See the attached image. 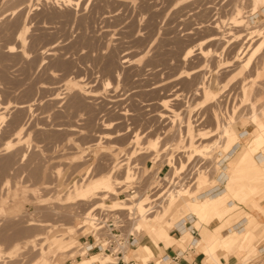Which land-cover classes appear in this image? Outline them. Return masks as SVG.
<instances>
[{
  "label": "rangeland",
  "instance_id": "374dc122",
  "mask_svg": "<svg viewBox=\"0 0 264 264\" xmlns=\"http://www.w3.org/2000/svg\"><path fill=\"white\" fill-rule=\"evenodd\" d=\"M69 2L0 0V114L3 116L0 120V195L5 192L9 195L4 206L0 203L1 248H9L34 235L35 228L23 227L27 219L55 223L58 227L49 233L52 234L62 225L75 228L83 215L81 212L90 203L112 204L114 195L119 199L117 195L124 186H118L114 195L102 200L92 198L85 203L68 204L65 196L73 182L90 178L85 189L103 174L114 173L121 178L124 165L115 169L117 163L128 159L130 170L134 164L138 165L142 175L150 164L153 172L165 163L175 169L180 159L184 162L182 170L186 171L179 174L181 179L177 184L190 190L181 192V196L193 201L199 194L202 197L210 186L220 187L216 175L220 172L217 161L221 159L226 166L221 182L225 183V189L218 196L219 200L228 201L219 207L233 203V208L220 220L209 218L201 222L211 226L224 222V227H228L224 234L235 235L236 243L246 234L245 224L253 217L252 232L250 227L247 232L252 236L239 249L242 252L236 253L235 248L219 250L224 258L235 255L237 264H264V252L256 254L264 247V234L257 237L254 234L257 221L264 222V214L258 212H264V192L261 195V187L254 188L245 199L238 200L230 188L237 180L249 181L252 173L241 174L240 170L245 168L242 167L244 160L257 158L259 152L246 145L238 162H232L231 157L238 145L247 141V135L244 141L230 143L229 146H234L228 155L219 156L217 153L225 148L219 146L217 150H209L211 153L196 155L200 144L212 141L227 144L220 126L234 118L235 132H250L251 123L255 122L264 136V122L258 117L261 114L264 121V0ZM240 17L241 24L233 21H241ZM22 33L23 41L19 43L17 38ZM213 34L220 38L208 41ZM189 49L191 52L184 57ZM202 50L207 53L199 54ZM115 72H119L118 76ZM76 81L85 84L84 87L76 86ZM106 82L109 83L106 85ZM162 100L167 101L166 106V103L160 105ZM20 106L29 108L23 112ZM20 124L21 141L5 151L6 141L15 139ZM105 125L108 127L104 128ZM117 129L122 135L116 139L99 138L100 133L109 131L114 136ZM134 133L141 136L137 144L132 142ZM157 137L159 148L148 151L146 146ZM185 146H192L195 152L189 153ZM123 153L129 154L127 159ZM165 169L160 174L163 179L168 178L169 172ZM6 179L10 182L9 190H2ZM41 182L47 183L48 188L34 191V186L40 187ZM249 185L252 186L250 181ZM260 186L264 187V181ZM55 194L61 196L59 206L52 198ZM41 195L46 199H36V196L43 198ZM176 202L165 215L172 223L186 217L175 216V206L181 201ZM14 205H18L17 216L25 215L21 222V218L17 222L11 220V214H15L8 211ZM200 205H209L211 211L217 208L210 200L201 201ZM240 218H244L240 225L229 229ZM141 231L146 234L144 229ZM85 232V226L66 230L74 238L72 250L76 249V253L55 254L58 264H73L83 257H77V241ZM173 243L183 247L188 241ZM27 249L19 251L6 264H31L37 256ZM131 252L127 250L124 255L134 259ZM160 255L158 252L155 258L160 259Z\"/></svg>",
  "mask_w": 264,
  "mask_h": 264
},
{
  "label": "bare ground",
  "instance_id": "6f19581e",
  "mask_svg": "<svg viewBox=\"0 0 264 264\" xmlns=\"http://www.w3.org/2000/svg\"><path fill=\"white\" fill-rule=\"evenodd\" d=\"M58 1V0H57ZM69 1H72V0H63V3L64 2H69ZM71 4V2H69ZM68 3V4H69ZM235 3V2H234ZM68 4H67V7H68ZM69 4V6L71 7V5ZM65 5V4H64ZM61 8V7H60ZM243 9V8H242ZM237 14L239 13V9H237L236 7V10ZM252 11V10H251ZM232 16V15H231ZM241 18V17H240ZM257 19V18H256ZM241 21H237V19H233L234 22H237V23H242L243 19L241 18L240 19ZM248 24V23H247ZM24 28V27H23ZM215 29V28H214ZM218 33V31H217ZM223 35V34H222ZM220 36H218V34H213L211 35L209 38H208V41H213V40H217L219 39ZM18 41H20L19 43H21L23 41V33L19 35V37L17 38ZM207 40V39H206ZM202 42V41H201ZM204 42V41H203ZM219 45V44H218ZM14 47V46H13ZM12 47H8L7 50H11ZM25 50V49H24ZM191 49H189L188 52H185L184 53V57H186L187 55H189V53L191 52L190 51ZM206 50V49H205ZM204 50V51H205ZM187 51V50H186ZM199 51V50H198ZM203 50L201 52H199V54L203 53L204 52ZM13 52V51H11ZM244 51L241 52V54L243 53ZM207 53V51H206ZM206 53H203V54H206ZM82 57V56H81ZM127 61V60H125ZM123 61V62H125ZM184 61V60H183ZM122 62V63H123ZM78 63V62H77ZM121 63V65H122ZM62 64V63H61ZM101 64V63H100ZM120 64V63H119ZM124 64V63H123ZM248 64H246L247 66ZM109 66H111L109 64ZM106 67L107 64H106ZM123 67V66H122ZM66 68V67H65ZM110 69V68H109ZM107 69V70H109ZM112 69V68H111ZM117 70V69H116ZM143 70V69H142ZM116 73V72H115ZM119 73V72H118ZM118 73H116V75L118 76ZM110 74V73H109ZM113 74V73H112ZM122 74V73H121ZM61 75V74H60ZM72 76V75H71ZM116 76V77H117ZM120 76V75H119ZM120 78V77H119ZM137 79V78H136ZM80 81V80H79ZM109 82H106V85L108 84ZM26 85V84H25ZM85 85V84H84ZM84 85H82L81 83H79L78 81H76V86H79V87H84ZM29 86V85H28ZM32 86V85H31ZM67 88V87H66ZM46 89V88H45ZM55 89V88H54ZM53 89V90H54ZM86 89V88H85ZM58 90V89H57ZM87 90V89H86ZM165 90V89H164ZM56 90H54L55 92ZM84 91V90H83ZM155 91V90H154ZM51 92V91H50ZM70 92V91H68ZM67 92V93H68ZM91 92V91H90ZM92 92H95V91H92ZM45 94V93H44ZM53 94V93H52ZM59 94V93H58ZM72 94V93H71ZM57 95V94H56ZM65 95V94H64ZM68 95V94H66ZM59 96V95H58ZM76 96V95H75ZM82 97V95H80ZM78 96H76L77 98ZM79 97V99L81 98ZM178 97V96H177ZM176 97V98H177ZM73 98V97H72ZM83 98V97H82ZM90 98V97H89ZM51 99L55 100V99H58V98H55V97H51ZM74 99V98H73ZM93 100V98H91ZM95 99V98H94ZM83 100V99H82ZM96 100V99H95ZM180 100V99H179ZM52 101V100H51ZM72 101V100H71ZM70 101V102H71ZM76 101V100H75ZM170 101V100H169ZM168 101V102H169ZM57 102V100H56ZM80 102V101H79ZM171 102V101H170ZM169 102V103H170ZM69 103V102H68ZM166 103V104H165ZM71 104V103H70ZM165 106L167 105V101L165 100H162L160 102V105H164ZM25 105V104H24ZM54 105V104H53ZM73 106V104H71ZM70 105V106H71ZM79 105V104H78ZM84 105V104H83ZM69 106V107H70ZM75 106V105H74ZM101 106V105H100ZM169 106V105H168ZM79 107V106H78ZM164 107V106H163ZM170 107V106H169ZM21 109V111L25 110L26 108L28 109L29 107L27 106H20L18 107ZM60 108V107H59ZM19 109V110H20ZM79 109V108H78ZM88 110V109H87ZM101 110V109H100ZM114 110V109H113ZM168 110V109H166ZM26 111V110H25ZM171 111V110H169ZM24 112V111H23ZM168 112V111H167ZM22 113V112H21ZM73 113V112H72ZM169 113V112H168ZM147 114V113H146ZM160 114V113H159ZM164 114V113H163ZM161 113V115H163ZM171 114V113H170ZM79 115V114H78ZM122 115V114H121ZM181 115V114H180ZM218 115V114H217ZM128 116V115H126ZM167 115H165L166 117ZM159 117V116H158ZM169 117V116H167ZM259 119L263 121L262 119V115L259 114ZM3 118V116L0 114V120ZM105 118V117H104ZM161 118V117H160ZM119 119V118H118ZM214 119V117H213ZM230 119H232L230 117ZM33 120V119H32ZM89 120V119H88ZM235 120V118H234ZM230 121L227 125H225L223 123V127H221V130L222 132L220 133H223L227 138L228 140V143L225 145L222 144V145H219V143H215L214 141L212 142H209V143H205V144H200L197 148H198V153L196 155H199V154H207V152L209 150H214V149H218V146L219 148H224V151L222 152H219L217 154H221L219 156H224V155H228L230 153V151L232 150V147L234 146H229L230 143L234 140V141H244V139L246 138V136L248 135L249 138L247 139V141L245 143H241L240 146L238 147L237 151L235 152L234 156H232L231 158L232 159V162L235 163V161L238 162L240 156L245 152V147L246 145H250L251 146V149L252 151H255V152H259L258 154V157L263 155L264 156V136H263V133H262V130L260 127H257L255 129H252L250 132H247V130H244L242 131V133L240 132H235V128H234V122L235 121ZM49 121V120H48ZM47 121V122H48ZM60 122V121H59ZM94 122V121H93ZM120 122V121H119ZM122 122V121H121ZM222 122V121H221ZM17 123V122H16ZM118 123V122H117ZM75 124V123H74ZM87 124V123H85ZM104 124V122H103ZM192 125V124H191ZM22 125H18V130L17 132L15 133V139H13V141L11 140H8L6 141V145H5V151H8L9 148H11L15 143H19L21 141V137L19 136V134L22 132V129L23 127H21ZM104 128H107L108 126H103ZM15 128V127H14ZM191 128V126H190ZM189 129V128H188ZM110 130V129H109ZM74 131V130H73ZM115 131V130H114ZM75 132V131H74ZM110 132V131H109ZM100 133L99 135V138H110V137H115L116 139V136H119V135H122V133H120V131H115V135H111V133ZM196 132V131H195ZM212 132H214L212 130ZM219 133V134H220ZM244 133V134H243ZM29 137V136H28ZM91 137V136H90ZM140 135L138 133H134L133 136H132V142L134 144H137L138 143V140L140 139ZM195 137V136H194ZM112 138V139H113ZM106 140V139H105ZM108 140V139H107ZM128 140V139H127ZM222 140V139H221ZM111 141V140H110ZM225 142V140H224ZM63 143V142H62ZM80 145V144H79ZM146 148L148 149V151H151L152 149H155V148H159V137L155 138L151 144H149L148 146H146ZM186 150H188L189 153H194L195 151H193V147L192 146H185ZM142 150V149H141ZM146 150V149H144ZM140 151V150H139ZM10 152V151H9ZM152 152V151H151ZM156 152H157V149H156ZM210 153L212 151H209ZM148 153V152H147ZM145 152V154H147ZM150 153V152H149ZM148 153V154H149ZM261 153V154H260ZM90 154V153H89ZM88 155V154H87ZM124 155V153H123ZM137 155V154H136ZM143 155V153H142ZM129 156V154H125L124 155V159H127ZM140 156V155H139ZM218 156V155H217ZM23 157L25 158V156L23 155ZM135 157V156H134ZM137 157V156H136ZM157 157V156H156ZM199 157V156H198ZM48 159V158H47ZM111 159V158H110ZM153 159V157H152ZM123 160V159H122ZM134 161V160H133ZM87 162V161H86ZM114 162V161H113ZM119 162V161H118ZM130 162V161H129ZM128 162V159H127V162H123V163H117L115 165V169L116 168H119L121 165L123 166L124 165V170H123V175L121 176V178H117L116 175H113L112 174H103V175H100L99 177H97L95 180L92 181V183L89 185V187L87 188H83L84 185L86 184V181L89 180V179H86L82 182H73L71 187L68 189V191H66V197H67V203L70 204L71 202H76V201H79V202H86L87 200L89 201V199H98V200H102L104 198H107L109 195H114L116 193L117 190L115 189H119L117 188L118 186H120L122 188L121 185H123L125 182H128L131 180L132 178V172L130 170V163ZM157 162V161H156ZM245 164L242 165V167H249L250 165H254L252 166V168H248L247 171H243L242 169L240 170V173L241 174H250V177H248L249 181H250V184H252V186H250L249 188H252L254 190V188L258 189V188H262V186H260L262 184V182L264 181V173H259V166L256 164L255 160H244ZM175 163V162H174ZM186 163V161H185ZM120 164V165H119ZM154 164H155V160H154ZM177 166L176 168L174 169L173 167H169V170H168V178L166 177V180L169 181V182H173L174 178L178 177V175L180 173L183 174V171H186V170H182V167L184 166V162H181L180 159H179V162L177 161ZM238 164V163H237ZM44 166V165H43ZM53 166V165H52ZM175 166V165H173ZM57 167V166H56ZM111 168V167H110ZM123 169V168H122ZM174 169V171L172 170ZM38 170V169H37ZM36 170V171H37ZM75 170V169H74ZM157 170V169H156ZM172 171V172H171ZM197 170H195L196 172ZM231 171V169H230ZM110 172V169L109 171ZM42 173V172H41ZM40 173V174H41ZM102 173V172H101ZM100 173V174H101ZM104 173V172H103ZM118 173V171L116 172ZM39 174V173H38ZM205 174V173H204ZM42 176V175H41ZM47 176V174H46ZM54 176V175H53ZM95 177L97 175H94ZM180 176V175H179ZM69 177V176H68ZM91 177V176H90ZM94 177V178H95ZM119 177V176H118ZM57 178V177H56ZM93 178V179H94ZM30 180V179H29ZM92 180V179H91ZM90 180V181H91ZM195 180V179H194ZM194 180H193V183H194ZM49 182V181H48ZM66 182V181H65ZM64 182V183H65ZM89 182V181H88ZM3 183V182H2ZM1 183V185H2ZM9 180L6 179L4 181V184L2 186V190H9ZM42 185H40V187L38 186H34V191L35 189H39V188H42V189H45V188H48V185L47 183L45 182H41ZM125 185V184H124ZM1 187V186H0ZM120 188V189H121ZM51 190V189H50ZM39 191V190H38ZM48 191V190H47ZM52 191V190H51ZM54 191V189H53ZM187 191H190L189 189L185 188V187H181V188H178L173 194H170L169 197H168V200L166 202L165 205L162 206V208L159 210V211H156L154 214H151V216L147 214V209L145 207V204L147 203V197L146 196H138L136 198H132L130 199L129 201L125 202V201H118V198L116 199L114 196H112V200L110 199L109 197V200L112 201V204H110L111 208L112 209H119V208H127V209H131V213L134 214V217H136L133 221V224L135 225V228L136 229H144L146 231V234L144 235V238L145 236L147 237L146 238V241L139 245L138 246V249H137V246L136 248L134 249H130L132 252H131V256H133V253L134 251L137 249V252L139 254V259H147V258H155L156 256H158V249L155 245V243L153 242L152 240V237H154V239L159 242V241H162L166 246H168V244L174 242L173 239L169 236V233H168V230L173 227V226H178L177 224H179V222H181L182 218L184 217H181L182 215H190L192 216L196 221V226L198 227V223H202L201 220H204L206 219L208 216L209 218H217V219H222L224 217H226L231 211H232V208H233V203L230 204L228 203L227 205H224L223 207H217V208H213V210L211 211V208L209 205H200L201 201H207V199L204 197V195L202 197H194L193 201L188 198H183L181 196V192H187ZM251 189L248 190L247 192L246 191H241L239 192V194L235 195L237 197L238 200H243L245 199V196L248 194V193H251ZM5 192V191H4ZM44 192V191H43ZM50 192V191H49ZM42 193V192H40ZM45 193V192H44ZM56 193V192H55ZM105 193V194H104ZM43 194V193H42ZM204 194V193H203ZM38 195L39 192H38ZM53 195V194H52ZM209 195V194H208ZM214 196V195H213ZM9 197V195L6 194V192L2 195H0V203L1 205H5L6 203V199ZM41 197H43V195H41ZM32 198V197H31ZM38 198L39 201H43L44 199L46 198H40L39 196H36V199ZM54 202L58 205L60 204L59 201H60V198L61 196L60 195H57L55 194L54 196H52ZM180 198V201L179 204H176L175 206V216L177 217H181V219H179L177 222H174L172 223V219L170 218H165V215L168 214L170 208L173 206L174 202L176 200H178ZM115 199V200H114ZM190 200V201H189ZM9 201V200H8ZM7 201V202H8ZM84 202V203H85ZM97 203V201H94ZM177 203V202H176ZM9 204V203H7ZM74 204V203H72ZM0 205V206H1ZM59 206V205H58ZM61 206V205H60ZM101 203H97V204H94V203H90L84 210L83 212H81V217L79 218V224L76 225V227L74 228V226H70L69 227H66L65 225H62L63 227H61V229L55 233H52V234H49L50 232H52L53 230H55L56 227H58V225H55V223H49V224H42L41 222L38 223V222H35L31 219H27L25 220V224L23 223V227L25 228H35L34 229V235L32 237H30L28 240L24 241V242H21V243H15L13 244L12 246H10L9 248H1V245H0V264H6V261L12 257H14L19 251H23V249H26L28 248L27 250L29 251H33L36 253V256L37 258L34 259L33 261H31V264H58L55 259H54V256L55 254L57 253H60V254H63V253H66L67 255L71 256L72 253H76V249L75 250H72L74 247H75V244L74 242H72L74 240L73 236L70 235V234H67L66 233V230L69 229V228H73L74 230L77 228H81L83 227L84 225H86L88 223V218H89V215H90V212L94 209V208H97V207H101ZM63 207V206H62ZM61 207V208H62ZM67 208V207H66ZM71 208V207H70ZM60 209V208H59ZM76 209V208H75ZM255 209V208H254ZM65 210V209H63ZM73 210V209H72ZM2 211V210H0ZM15 211H18V205H14L10 211L9 209V214H11V212L13 214H15L16 212ZM173 211V213H174ZM211 211V213H210ZM54 212V211H52ZM63 212V211H62ZM67 212V211H66ZM71 212V211H70ZM18 213V212H17ZM68 213V212H67ZM24 213H22V215L20 216H17L16 214L15 215H12L11 214V220L12 221H18L20 220V222L22 221V218L25 216L23 215ZM72 214V213H71ZM77 215V213H75ZM74 214V216H76ZM60 215V214H59ZM250 215V214H248ZM67 216V215H66ZM79 216V214H78ZM148 216V217H146ZM59 217V216H58ZM26 219V218H25ZM244 219V218H243ZM24 221V220H23ZM252 221V220H251ZM251 221L247 222L245 224V229H246V234L243 235L240 242H236L234 243V236L233 234L231 233H225L224 232L226 230H228L227 228L228 227H224V222H220V226L217 228V232L215 235H209V238L211 240V243H212V246L211 247H214V248H221V249H234L236 250V253L238 252H242L240 251L239 249L244 247L246 245V242H248V240L251 238L252 234H248V228L251 226ZM11 222V221H10ZM46 223V222H45ZM72 223V222H71ZM60 226V224H59ZM65 227V228H64ZM236 227V226H235ZM244 227V226H243ZM21 228V227H20ZM43 228V231H41V229ZM45 228V230H44ZM234 227H230L229 229H233ZM33 230V229H32ZM78 231V230H77ZM68 232V231H67ZM161 233V235H158V233ZM158 235V236H157ZM190 237L188 231H185L184 234L181 236V239H180V243H183L185 242L188 238ZM143 238V239H144ZM236 238V237H235ZM239 239V240H240ZM56 250L51 254L50 252L55 249ZM72 250V251H71ZM71 251V253L69 252ZM78 251V254H82L83 257L74 262L73 264H92V262L96 261L100 264H104V263H107V262H111L113 261L110 257L106 256V255H103V254H100V253H89V254H86V252L83 250V249H77ZM226 251V250H225ZM229 252V251H228ZM51 254V255H49ZM21 255V254H20ZM66 255V256H67ZM230 255V254H229ZM35 256V257H36ZM58 256V255H57ZM234 256V255H233ZM213 257V256H212ZM22 258V257H21ZM21 258L19 260H21ZM129 258V255H123V259L124 260H128ZM14 259V258H13ZM232 259V258H231ZM17 260V259H16ZM231 261V260H230ZM11 262V260H10ZM236 262V261H235ZM212 263L213 264H219V259L218 257L214 256V258L212 259ZM157 264H164L162 262H159L157 261Z\"/></svg>",
  "mask_w": 264,
  "mask_h": 264
},
{
  "label": "built area",
  "instance_id": "2783aa9c",
  "mask_svg": "<svg viewBox=\"0 0 264 264\" xmlns=\"http://www.w3.org/2000/svg\"><path fill=\"white\" fill-rule=\"evenodd\" d=\"M220 172L216 175L218 181L221 183L223 179L222 171L225 165L221 159L217 161ZM169 170V166L165 163L155 172L151 170V164L146 168L145 172L140 175L141 167L133 165L131 170L132 178L125 182L124 190L119 192L118 201H129L138 196H146L147 203L145 207L147 214L159 211L163 205L166 204L170 194H173L178 188L185 187V185H178L181 176L174 178L173 182H169L160 176L162 169ZM153 180V182H151ZM182 183H185L182 180ZM218 186V185H216ZM220 186V185H219ZM220 187H211L205 191L206 194L214 195L219 192ZM199 194L197 196H201ZM101 207L94 208L89 215L88 223L85 226L86 232L80 239H78L77 249H83L86 254L100 253L110 257L113 261L104 264H135L134 259L124 260L123 255L127 250L134 249L143 241L144 233L141 229H136L133 221L136 217L131 213V209L119 208L112 209L110 203H101ZM193 230L196 229L193 227ZM82 254H78L79 258ZM161 259L163 257H160ZM177 255L172 256V260H176ZM92 264H100L96 261Z\"/></svg>",
  "mask_w": 264,
  "mask_h": 264
},
{
  "label": "crops",
  "instance_id": "0c3cea01",
  "mask_svg": "<svg viewBox=\"0 0 264 264\" xmlns=\"http://www.w3.org/2000/svg\"><path fill=\"white\" fill-rule=\"evenodd\" d=\"M253 128L255 129L258 126L257 123L252 122L251 123ZM240 145H238L239 147ZM237 147V148H238ZM256 164L259 166V173H264V156L261 155L255 159ZM252 166L254 165H250L249 167H245L243 168V171H247L248 168H252ZM226 168V166H224ZM244 174V173H243ZM221 179H223V177H221ZM225 183H220V189L219 192L215 193L214 196L213 195H208L205 193V191H203V195L207 200L212 201V203L216 206L219 207L222 204L226 203L228 200H219V193L221 191H223L225 188ZM232 186H230L231 190L233 191V193L235 195L239 194V192L241 191H248V190H253L252 188H249V181L246 180V182H242L237 180L236 185L233 186L234 184L231 183ZM214 187V186H210L209 188ZM208 188V189H209ZM264 192V187L261 188V195ZM255 196L257 195V193L254 194ZM253 195V196H254ZM182 196H180L181 198ZM179 198V199H180ZM178 199V200H179ZM177 201V200H176ZM175 201V202H176ZM253 201H258V200H253ZM174 202V203H175ZM259 203V201H258ZM250 205V203H249ZM258 211V210H257ZM261 214H264L263 211H258ZM215 218V217H213ZM209 219V216L206 218ZM217 219V218H215ZM243 219L240 218L238 221L235 222V224L233 225V227H237L240 225V222ZM244 223L246 222L245 220L243 221ZM252 222H254V218L252 217V221H251V226H250V230L252 227ZM197 221L190 215H187L185 218H182L181 222H179V224H177L178 226H173L169 231V236L173 239V241H180L181 236L184 234L185 231H188L190 237L186 240L188 241V243L186 245H184L183 247H180L178 245H175V243H170L168 244V246H166L162 241L157 242L154 237H152L153 242L155 243L158 252L161 253L160 257H163L162 259H154V262L151 261L152 258H147V259H139V254L137 253V249L138 246L143 244L146 241V236L143 239V241L137 245V249L134 251L133 253V258L136 259L139 262H135V264H157V261L162 262V263H166V264H213L212 263V259L214 258V256L218 257L219 259V264H237V257L234 255H229L227 258H224L222 253L220 254V248H214L211 247L212 243L211 240L209 238V235H215L217 232V228L220 226L219 224H207L204 225L203 223H198V227L196 226ZM258 224V228L255 231V235L260 236L262 234H264V222H259L257 221ZM193 227L196 229L195 231L193 230ZM252 232V230H251ZM158 235H161V233L159 232ZM157 235V236H158ZM256 252V249H255ZM259 252H264V247H260L256 254ZM176 254L177 255V259L176 260H172V256ZM218 254V256H217ZM213 256V257H212ZM241 257V255H240ZM232 258V259H231ZM231 260V261H230ZM168 261V262H167ZM236 261V262H235ZM117 264H120L119 262Z\"/></svg>",
  "mask_w": 264,
  "mask_h": 264
}]
</instances>
